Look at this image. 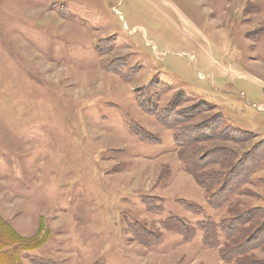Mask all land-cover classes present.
<instances>
[{
	"label": "rangeland",
	"instance_id": "374dc122",
	"mask_svg": "<svg viewBox=\"0 0 264 264\" xmlns=\"http://www.w3.org/2000/svg\"><path fill=\"white\" fill-rule=\"evenodd\" d=\"M176 119L207 152L247 157L246 177L209 167L235 183L221 208L220 183L180 159ZM257 206L264 0H0V215L30 243L18 264H235L201 222ZM178 217L191 239L166 227Z\"/></svg>",
	"mask_w": 264,
	"mask_h": 264
},
{
	"label": "trees",
	"instance_id": "16d2710c",
	"mask_svg": "<svg viewBox=\"0 0 264 264\" xmlns=\"http://www.w3.org/2000/svg\"><path fill=\"white\" fill-rule=\"evenodd\" d=\"M144 106L143 104H141ZM158 116L159 112L154 111ZM174 113L173 111H169ZM171 113V115H172ZM180 115V114H179ZM167 116L165 115V119ZM190 119V118H189ZM180 122L178 119L175 120L171 126L175 129V139L180 145V159L185 162L187 168L193 174L197 175V181L204 187H212L213 184L222 186L215 194L220 199L211 198L210 202L212 205L216 204V207L221 208L225 200H221L227 196L230 197L231 191L234 186V181H227L226 178L222 177L223 171L214 173L215 171L209 169L213 163H222L224 166H230L228 173L235 174L234 178L246 177L251 172L250 164L243 165V168L234 172L238 165H242L246 160V156L242 154L240 157L239 152L233 146H222L221 148L212 149L220 154H212L213 151H206L204 146H198L200 143L199 134H191L195 139H188L187 133L184 130L177 129ZM198 129V127H195ZM211 133L214 134L217 129H211L208 127ZM207 128V129H208ZM134 132L139 135L143 134V129L135 127ZM180 131V133H179ZM235 134L240 131L233 130ZM198 132V131H196ZM230 139L235 140L236 136ZM197 140V141H196ZM213 156V158L211 156ZM240 157V158H239ZM239 158V162H234ZM238 162V163H237ZM200 164V165H198ZM238 164V165H237ZM234 172V173H232ZM226 173V174H228ZM207 179L213 180L208 183ZM228 200V199H227ZM187 208L196 213L202 214L205 209L202 205H196V203L184 200ZM178 222L181 223V227H170L166 226L169 230L181 233L187 240L191 239L195 235L196 228L186 222L184 218L178 217ZM185 227V228H184ZM201 230L205 235V244L210 248L216 246L220 248L221 258L228 261H235V264H264V259H257L254 255V250L264 248V207H252L245 211L238 212L237 214L228 215L219 222H215L210 218L201 222ZM224 236L226 241L224 245L221 243V237ZM161 233L155 232L153 240L149 244L157 245L161 243ZM28 239L18 235L13 227L7 223L4 218L0 215V264H18L19 251L22 249H28L30 243ZM221 243V244H220ZM13 244H17V249H12Z\"/></svg>",
	"mask_w": 264,
	"mask_h": 264
}]
</instances>
